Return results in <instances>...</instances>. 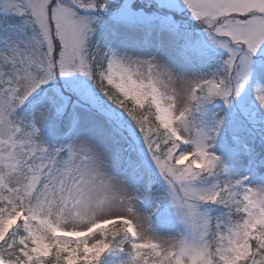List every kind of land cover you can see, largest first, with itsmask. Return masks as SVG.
I'll return each instance as SVG.
<instances>
[{"label": "snow or ice", "instance_id": "1", "mask_svg": "<svg viewBox=\"0 0 264 264\" xmlns=\"http://www.w3.org/2000/svg\"><path fill=\"white\" fill-rule=\"evenodd\" d=\"M0 264H264V0H0Z\"/></svg>", "mask_w": 264, "mask_h": 264}]
</instances>
